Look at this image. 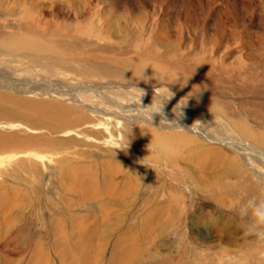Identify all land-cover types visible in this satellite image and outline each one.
<instances>
[{"label": "rangeland", "instance_id": "374dc122", "mask_svg": "<svg viewBox=\"0 0 264 264\" xmlns=\"http://www.w3.org/2000/svg\"><path fill=\"white\" fill-rule=\"evenodd\" d=\"M260 200L264 0H0V264H264Z\"/></svg>", "mask_w": 264, "mask_h": 264}, {"label": "clouds", "instance_id": "9594fccd", "mask_svg": "<svg viewBox=\"0 0 264 264\" xmlns=\"http://www.w3.org/2000/svg\"><path fill=\"white\" fill-rule=\"evenodd\" d=\"M150 67L148 64H144L137 69L129 68L125 71H131L133 74V77L137 80H143L145 82H148L150 77H147L144 75V70ZM195 67L193 68L194 71ZM124 71V72H125ZM125 83H128L129 81L122 79ZM179 82L178 79L173 80L171 83H176ZM180 83V82H179ZM187 83V79L183 81L181 86H184ZM134 91V95L129 97V100L133 104H139L141 103V97L145 95V92L139 88L132 87ZM205 89H199L197 88L196 90H193L192 92L189 93L188 97L183 99V102L179 104V106L176 108L174 112L176 119L169 121L165 114L163 113V105L164 103L170 99L173 96V93L169 91V89L166 87L159 97L155 98L152 100V103L149 106L146 107H141L142 109H147L148 110V119L151 121L152 120V114H159L162 117V121L168 124H178L179 119L182 117V111L181 109L186 105V100L188 98L196 97L198 93H201ZM156 99H159V103H156ZM131 133V129H130ZM129 138L126 140V142L120 144L117 148L115 149H120V150H126L129 147ZM150 147V144L147 145V148ZM113 157L116 155L114 151H112ZM146 167H154L152 164H146L144 165ZM240 216L242 219L246 220L251 226L253 230H264V200L260 201H250L245 207H243L240 211Z\"/></svg>", "mask_w": 264, "mask_h": 264}, {"label": "bare ground", "instance_id": "6f19581e", "mask_svg": "<svg viewBox=\"0 0 264 264\" xmlns=\"http://www.w3.org/2000/svg\"><path fill=\"white\" fill-rule=\"evenodd\" d=\"M65 40H66V39H65ZM65 40H64V43L66 42ZM67 40H68V39H67ZM58 43L60 44L61 42H58ZM62 43H63V41H62ZM60 45H62V44H60Z\"/></svg>", "mask_w": 264, "mask_h": 264}]
</instances>
